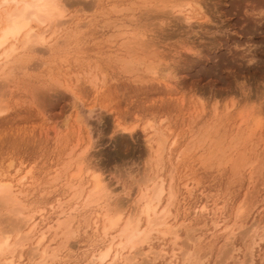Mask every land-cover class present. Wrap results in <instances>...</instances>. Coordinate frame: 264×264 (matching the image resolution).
<instances>
[{
	"label": "rangeland",
	"instance_id": "obj_1",
	"mask_svg": "<svg viewBox=\"0 0 264 264\" xmlns=\"http://www.w3.org/2000/svg\"><path fill=\"white\" fill-rule=\"evenodd\" d=\"M193 1L61 0L64 24L49 28L56 35L48 30L49 41L29 46L8 70L0 62V181L14 178L35 231L74 216L68 239L47 232L40 247L58 256L46 264L88 263L108 243L100 239L102 213L118 202L121 227L142 189L151 188L144 177L155 174L174 194L160 207L171 204L166 223L178 225L177 233H152L104 264H121L125 255L149 264L163 250L165 260L174 254L172 264H264V0ZM150 63L168 75L153 77ZM89 145L82 166L112 190L104 209L70 201L80 184L89 186L85 167L82 181L70 179ZM66 206L78 212L61 215ZM1 207L0 233L23 237L27 229L11 234L22 215L15 225L18 218ZM120 227L110 234L119 237ZM35 231L15 251V264L40 261Z\"/></svg>",
	"mask_w": 264,
	"mask_h": 264
},
{
	"label": "bare ground",
	"instance_id": "obj_2",
	"mask_svg": "<svg viewBox=\"0 0 264 264\" xmlns=\"http://www.w3.org/2000/svg\"><path fill=\"white\" fill-rule=\"evenodd\" d=\"M199 2H200V0H198ZM58 2L62 5V3H61V0H58ZM65 2H67V1H65ZM194 2V1H193ZM192 2V3H193ZM196 3H199V2H197V1H195ZM195 2L193 3V5L195 4ZM197 5V4H196ZM197 6H199V5H197ZM201 6H203L202 4H201ZM62 7H63V5H62ZM189 8V7H188ZM191 8H193V7H191ZM199 8H201L200 6H199ZM199 8H198V10H199ZM64 9V8H63ZM202 10H200V12H201ZM199 12V11H198ZM62 19H60V20H58L57 22V25L56 26H58V24H61V21ZM185 22L186 23H189V21L191 20V18H189V17H185ZM193 21V20H192ZM64 22V21H63ZM62 22V23H63ZM191 22V21H190ZM64 24V23H63ZM51 25H53V24H51ZM51 25H49V26H47V27H43V28H45V30L44 31H41L40 33H41V35L42 36H40L39 38H38V44H40V45H43V44H45V43H47V38L45 37V33L49 30V28H50V26ZM61 26H64V25H60V27ZM52 27V26H51ZM55 27V24L53 25V28ZM59 28V27H58ZM57 28V29H58ZM63 28V27H62ZM26 29H28V24H26V23H20V24H15L14 26H13V29L11 30V31H8L7 29H5V36H4V44H8V41H9V38H11L13 41H16L17 40V38L18 37H20L21 36V34L22 33H25V30ZM56 29V30H57ZM52 30H53V33H52ZM52 30H49V31H51V33H49L51 36H53L54 34L56 35V31L54 30V29H52ZM58 31V30H57ZM49 36V35H48ZM143 36V35H142ZM50 37V36H49ZM48 37V38H49ZM141 37V36H140ZM144 37V36H143ZM135 38V37H134ZM138 38V37H137ZM136 38V39H137ZM24 39L25 40H27L28 39V35H25L24 36ZM135 40V39H134ZM49 41V40H48ZM141 42V41H140ZM37 45V44H36ZM31 46V45H30ZM33 47V46H32ZM27 49V48H26ZM26 49H24L23 51H22V53L21 52H19V53H17V48H16V43L14 42V43H12L11 44V46L10 47H8L3 53H2V55H3V59H4V63H2V66L1 67H6V69H7V67L10 65V64H14V63H19L20 62V60L22 59V57H24V51H26ZM30 48L28 47V49L27 50H29ZM30 51V50H29ZM28 51V52H29ZM27 52V51H26ZM17 54V57H16V59L12 62V63H10V64H8V61L10 60V58L12 57V56H15ZM25 55H27V54H25ZM26 57V56H25ZM150 64H153V63H150ZM149 64V67L148 66H146L147 67V69H148V73H150L153 77H159V75H168L167 73H163V70L162 69H165V68H162V67H160L159 65H155V64H153V65H150ZM160 68H159V67ZM0 67V71L1 70H3V68H1ZM168 67V66H167ZM162 68V69H161ZM162 71H161V70ZM169 69V68H168ZM5 70V69H4ZM8 70V69H7ZM146 70V69H145ZM147 71V70H146ZM2 72V71H1ZM170 72V71H169ZM11 74V73H10ZM160 79V78H159ZM163 79H165V77L164 78H162V80ZM226 109V108H225ZM229 109V108H228ZM227 110V109H226ZM217 111V110H216ZM228 111V110H227ZM214 112H215V110H214ZM216 113V112H215ZM214 114V113H213ZM226 114V113H225ZM257 114H260V112H258ZM227 115V114H226ZM77 116V115H76ZM219 116V115H218ZM248 116V115H247ZM217 117V116H216ZM215 117V118H216ZM252 117V119H251V121L252 122H254L253 123V128L255 129L257 126H258V121L255 119V117H253V116H251ZM217 120V119H216ZM244 122H245V120H244ZM148 125V127H151L150 126V124H147ZM145 129V128H144ZM124 131V130H123ZM131 132V131H130ZM89 136V135H88ZM156 136V135H155ZM89 147H90V145L89 146H87V149H84L80 154H79V156H78V158L77 159H75V160H79L78 161V163L76 164V166H77V169H76V172L74 173V176L72 177V178H70V179H72V182L75 180V181H77V180H79V182H80V180L82 181V175H84L86 172L90 175L89 176V180H88V182H89V186L88 187H84V186H81V184H80V186H78L77 188H75L74 189V192H73V195H72V197L70 198V201L71 200H80L81 198H82V200H83V208L85 207V209H86V207H87V209H88V207H90V206H93V205H96L95 207H97V205L101 208V209H104V207L105 206H107V205H109V204H107V201L109 200V201H111V199H108V197L110 196V195H112V190L111 191H109V192H111L110 193V195L108 194L109 192H108V189L106 188V185L104 184L105 182H104V180H103V178H102V176L100 175V174H96L94 171H92V168L91 167H89V165L87 166L86 165V167L85 166H82V164L83 165H85V163H86V161L84 162V160H83V158H84V154L86 155V151L89 149ZM85 148V147H84ZM150 148H151V146H150ZM159 149H160V151H162L161 150V148H159V147H157V150H155V152L157 153L158 151H159ZM89 151V150H88ZM87 151V152H88ZM162 154V153H161ZM153 155V154H152ZM158 155V154H157ZM86 158V157H85ZM158 158V157H157ZM69 161V160H68ZM72 162H73V160H72ZM70 163V162H69ZM149 163V162H148ZM87 164V163H86ZM67 165V164H66ZM70 165V164H69ZM154 165V164H153ZM71 166V165H70ZM69 166V169L71 168ZM64 167V166H63ZM83 167H85L86 168V170H85V173L84 174H82V171L85 169H83ZM65 168H67V167H65ZM66 170V169H65ZM73 170V169H72ZM75 170V169H74ZM94 170V169H93ZM147 170V169H146ZM17 172V171H16ZM25 173V172H24ZM86 173V174H87ZM156 173V172H155ZM154 173V174H155ZM69 175V174H68ZM4 176V175H3ZM150 176H151V174H150ZM60 177V176H59ZM165 177V176H164ZM164 177H162V176H158V175H156L155 174V176L153 175V176H151V177H149V178H147L146 179V177H144L145 179H144V181L146 182V183H151V185H150V187L151 188H148V187H145V190L144 189H142L143 191L141 192V193H139V195L140 196H138L137 197V199H136V201L134 202V207L132 206L131 207V211H129L128 213L129 214H127V218H124V220H125V222L124 223H122L123 225L120 227L119 225H120V222H121V220H122V207L120 208H117V203L118 202H115V204L114 205H112V206H114V207H111V208H113V212H111V208L108 206V208H110V209H108V211L106 210L105 212H104V215H103V213H102V216H101V218H103V223H102V225H101V228H100V239H102V238H108V243L106 244V246L103 248V249H101V250H98L97 252H94L92 255H91V258H89V262L88 263H85V264H104V263H106V261H109V258L111 259V257L113 258V260L114 259H117V258H119L120 256H121V252L123 251V250H129V251H131V250H136V249H138L137 247L139 246V245H142V244H145V243H148V240H149V238H150V236H151V234L152 233H156V234H159L161 237H165V236H167V235H169V233H171L172 231H171V229H173L175 232L178 230H175L174 229V227L175 228H178L177 226H174L173 227V225L170 227V228H168L169 227V225L167 226V223H166V218L168 217V218H170L169 217V215H170V210H169V205H171L170 203H166L165 204V206L163 205L162 207H160V204L162 203V201H163V197H164V195L166 196V194H167V196H168V200L170 201L171 199H172V197H173V195H172V191H171V186L169 185L168 187L166 186V183H165V179H164ZM9 178V177H8ZM169 178H170V176H169ZM5 179H7V178H5ZM23 179L24 178H20L17 182L18 183H20V184H22L21 183V181H23ZM172 179V178H171ZM69 180V179H68ZM170 180V179H169ZM143 181V180H142ZM55 182V181H54ZM71 182V181H70ZM70 182L68 183V185H70ZM71 182V183H72ZM169 182V181H168ZM15 183H16V181L14 180V178L12 177V178H10L8 181H3V180H1L0 181V207L1 208H3V207H6L5 209H7V207H9V209H7L8 211H10L11 212V214H13V215H11V216H21L22 215V218L23 219H19L17 216V220H15L16 221V223H15V225L17 224V223H19V222H21L20 223V225H18V226H16V228H13V229H11V234L15 231V233L17 234H22L21 233V230L22 229H27V232H26V234H24V236L22 237V236H20V237H16L15 239H14V237H13V239L11 240V235L9 234L10 233V231H9V233H7L8 231H6V233H0L1 235H0V259L2 260V261H0V264H15V263H17V262H15L14 260H13V255H14V253H15V251L16 250H18V248L21 250V247L23 248V241L22 240H24L25 239V241H29V239L30 238H32L31 237V234H32V231H35V226H37L36 225V221H35V215H33L32 213L30 214H26V215H24V210H25V207L24 206H21V199H20V195L22 194H20V189H18V188H16V185H15ZM77 184H79L78 182H76ZM88 183H86V185H87ZM171 184V183H170ZM146 185V184H145ZM76 186V185H75ZM74 186V187H75ZM184 186V185H183ZM70 187V186H69ZM73 187V186H72ZM71 187V188H72ZM143 188H144V186H143ZM71 191V190H70ZM166 196V197H167ZM70 197V196H69ZM112 197V196H111ZM67 200V199H66ZM67 202V201H66ZM113 202V201H112ZM132 202V201H131ZM70 204V203H69ZM102 204H103V206H102ZM122 204V203H121ZM131 204H133V203H131ZM204 204H205V202H204ZM61 205H63V206H65L64 205V202H63V204H61ZM76 205V204H75ZM207 205V204H206ZM60 206V205H59ZM59 206H57V207H59ZM74 206V205H73ZM79 206V205H78ZM118 206H121L120 204L118 205ZM124 206V205H123ZM24 207V208H23ZM67 208L65 209V207H63L64 209H62V211H61V215H62V213H65V212H67V211H72V212H78V211H75L76 210V206L75 207H73V208H68V206H66ZM98 207V208H99ZM27 208V207H26ZM29 208V207H28ZM117 208V209H116ZM128 208V207H127ZM208 208V207H207ZM206 208V206L204 207V206H202L201 208H199L200 209V211L202 210V211H204V209H207ZM242 208V207H241ZM240 208V209H241ZM4 209V210H5ZM199 209H198V211H199ZM215 209V208H214ZM77 210H78V208H77ZM83 210V209H82ZM36 211V210H35ZM41 211V210H40ZM195 211V210H194ZM211 211V210H210ZM70 212H67L68 213V215H69V213ZM213 212V211H212ZM37 213H39V211H37ZM201 213V212H200ZM36 214V213H35ZM40 214V213H39ZM72 214V213H71ZM71 214L69 215V216H67L66 214V218H64V220H56V227H53V229H51V226H50V229L49 230H58L59 232L60 231H62V232H60L61 234H63L66 238L67 237H69V234H71L72 233V230H71V226H72V219L70 218V216H71ZM76 214V213H75ZM210 214H211V212H210ZM241 214V213H240ZM60 215V214H59ZM95 216V215H94ZM207 216V215H206ZM241 216V215H240ZM72 217V216H71ZM123 217H125V216H123ZM208 217V216H207ZM213 217H215V216H213ZM73 219H74V216L72 217ZM87 218V217H86ZM95 218H97V217H95ZM39 219H42V218H39ZM173 219H174V217H173ZM245 219V218H244ZM20 220V221H19ZM87 220V219H86ZM85 220V221H86ZM123 220V221H124ZM241 221H243L242 219H240ZM19 221V222H18ZM122 221V222H123ZM213 221V220H212ZM40 222V221H39ZM84 222V221H83ZM87 222V223H86ZM85 223L86 224H88V221H86ZM257 222V221H256ZM41 223H42V221H41ZM54 223H55V221H54ZM78 224V223H77ZM94 224V226L96 227L97 226V224H98V222H95V221H93L92 222V225ZM252 224V223H251ZM50 225V224H49ZM254 225V224H253ZM252 225V226H253ZM78 226V225H77ZM77 226L75 227V228H77ZM86 226V225H85ZM88 226V225H87ZM90 226V225H89ZM189 226V225H188ZM215 226V225H214ZM225 226V225H224ZM49 227V226H48ZM117 227H120L119 229L120 230H116V231H119V235H117L118 233L115 231V234L117 235V236H119V237H114V235L112 236V234H110V232L112 231V230H114V229H116ZM179 227H180V225H179ZM249 227V226H248ZM29 228V229H28ZM35 228V229H34ZM216 228V227H215ZM226 228V227H225ZM254 228V227H253ZM253 228H252V230H253ZM259 228V227H258ZM48 229V228H47ZM170 229V230H169ZM212 229H213V227H212ZM223 229V228H222ZM226 229H228V228H226ZM10 230V229H9ZM14 230V231H13ZM48 230V231H49ZM195 230H196V228H195ZM252 230H250L249 232L251 233V231ZM255 230V229H254ZM13 231V232H12ZM47 230H46V232L43 230V231H41V230H36L34 233H33V235H35L36 236V234H38L37 235V239H36V249L37 248H39L42 244H43V242L45 241V239H46V236H47V232H48ZM51 231V232H52ZM76 231H77V229H76ZM171 231V232H170ZM174 231H173V233H174ZM1 232H2V230H1ZM5 232V231H4ZM224 232H225V230H224ZM255 231H253V233H254ZM54 233V232H53ZM60 233H58V235L60 234ZM74 233V232H73ZM177 233V232H176ZM190 233H191V231H190ZM227 233V232H226ZM233 233V232H232ZM252 233V234H253ZM55 234V233H54ZM60 234V236H62ZM235 234V233H234ZM248 234V233H247ZM73 235V234H72ZM174 235H176V234H174ZM264 235V233L262 234V236L261 237H264L263 236ZM56 236V235H55ZM64 236H62V238L64 237ZM153 236H156V235H153ZM153 236H152V238H153ZM233 236V235H232ZM231 236V237H232ZM34 237V236H33ZM64 237V238H65ZM70 237H72V236H70ZM191 237H192V235H191ZM253 237H254V235H253ZM61 238V239H62ZM64 238H63V240H64ZM65 238V239H66ZM99 238V237H98ZM193 238V237H192ZM199 238V237H198ZM227 238V237H226ZM54 239V238H53ZM68 239V238H67ZM153 240V239H152ZM151 240V241H152ZM225 240H227L228 241V239H225ZM66 241V240H65ZM64 241V242H65ZM103 241V240H102ZM117 241V242H116ZM58 242V241H57ZM104 242V241H103ZM226 242V241H225ZM28 242H26V244H27ZM102 243V242H101ZM45 244V243H44ZM56 245V244H55ZM150 245V244H149ZM162 245V244H161ZM225 245V244H224ZM26 245H24V247H25ZM64 246H65V244H64ZM63 245L62 246H60V248H63L64 247ZM59 247V246H58ZM162 247H164V246H162ZM41 248V247H40ZM48 248H50V247H48V246H42V248L41 249H43L42 251H38V255H39V252H40V261L37 263V262H35V263H37V264H46V260L48 259H50V261H49V263L51 262V261H53V260H55L56 258H57V256H58V250H56L54 247H52V248H54V249H52L51 250V253L49 254L47 251H48ZM221 248V247H220ZM219 248V249H220ZM59 249V248H58ZM160 250H163V249H160ZM19 251V250H18ZM59 251H61V250H59ZM150 251V250H149ZM21 252V251H20ZM29 252H31V250L29 251ZM37 252V251H36ZM152 252V251H151ZM17 253H19V252H17ZM31 253H33L32 255L33 256H36L35 254H34V252H31ZM122 253H124V251L122 252ZM132 253V252H131ZM131 253H129V254H131ZM145 253V252H144ZM148 253V252H147ZM157 253H159V254H156V255H154L155 257H153V259H151V261H149L148 262V260H146L145 259V261H147L149 264H151V263H154V261H156L157 259H160V260H165V255H167V253L163 250V251H160V252H158L157 251ZM132 254H135L134 252L132 253ZM16 255H19L18 257H15V260H16V258H20L21 259V253L20 254H16ZM122 255H124V254H122ZM148 254H144V256H147ZM174 254H172L171 255V259L173 258L174 259V256H173ZM193 255V254H192ZM195 255V254H194ZM127 255H125L124 257H123V259H122V263L121 264H136L135 263V260H136V256L135 255H132V257L131 258H127L126 257ZM7 257H9V258H7ZM38 257V258H39ZM122 257V256H121ZM120 257V258H121ZM176 257V256H175ZM189 257V256H188ZM30 258H31V256L29 257V259L28 260H30ZM37 258V259H38ZM146 258V257H145ZM170 258H169V260H165V264H172V263H170L171 261H170ZM19 259V260H20ZM108 259V260H107ZM262 259V258H261ZM27 260V261H28ZM193 260V259H192ZM198 260V259H197ZM26 261V263H28ZM173 261V260H172ZM176 261V260H175ZM24 262V261H23ZM22 262V263H23ZM30 262H31V260H30ZM29 262V263H30ZM115 262H116V260H115ZM48 263V262H47ZM56 263V262H55ZM108 263V262H107ZM164 263V262H163ZM198 263V262H197ZM31 264V263H30ZM33 264V263H32ZM52 264V263H51ZM108 264H110V263H108ZM183 264V263H182Z\"/></svg>",
	"mask_w": 264,
	"mask_h": 264
},
{
	"label": "clouds",
	"instance_id": "obj_3",
	"mask_svg": "<svg viewBox=\"0 0 264 264\" xmlns=\"http://www.w3.org/2000/svg\"><path fill=\"white\" fill-rule=\"evenodd\" d=\"M65 11L58 0H0V62L4 63L2 53L16 43L17 53L22 52L30 45L38 44L41 35L40 27H47L64 18ZM26 23L28 29L16 41L9 38L4 44L5 29L11 31L15 24ZM28 35L25 40L24 36ZM17 57L12 56L8 64Z\"/></svg>",
	"mask_w": 264,
	"mask_h": 264
}]
</instances>
